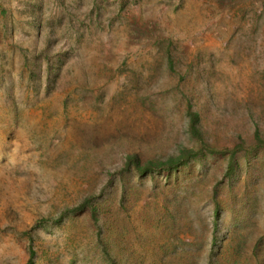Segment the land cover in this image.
I'll return each mask as SVG.
<instances>
[{
  "label": "rangeland",
  "instance_id": "374dc122",
  "mask_svg": "<svg viewBox=\"0 0 264 264\" xmlns=\"http://www.w3.org/2000/svg\"><path fill=\"white\" fill-rule=\"evenodd\" d=\"M264 264V0H0V264Z\"/></svg>",
  "mask_w": 264,
  "mask_h": 264
},
{
  "label": "trees",
  "instance_id": "16d2710c",
  "mask_svg": "<svg viewBox=\"0 0 264 264\" xmlns=\"http://www.w3.org/2000/svg\"><path fill=\"white\" fill-rule=\"evenodd\" d=\"M28 264H33V252L31 253V257Z\"/></svg>",
  "mask_w": 264,
  "mask_h": 264
}]
</instances>
